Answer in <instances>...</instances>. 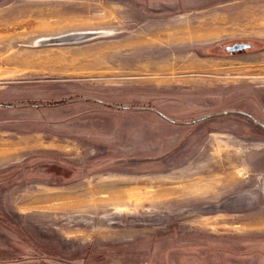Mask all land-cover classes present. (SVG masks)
<instances>
[{
	"label": "rangeland",
	"instance_id": "obj_1",
	"mask_svg": "<svg viewBox=\"0 0 264 264\" xmlns=\"http://www.w3.org/2000/svg\"><path fill=\"white\" fill-rule=\"evenodd\" d=\"M229 255L264 264V0H0V264Z\"/></svg>",
	"mask_w": 264,
	"mask_h": 264
},
{
	"label": "water",
	"instance_id": "obj_2",
	"mask_svg": "<svg viewBox=\"0 0 264 264\" xmlns=\"http://www.w3.org/2000/svg\"><path fill=\"white\" fill-rule=\"evenodd\" d=\"M247 47H249V45L246 44V43H236V44H233L231 46H227L226 50L229 53H233V52H237V51L243 50V49H245Z\"/></svg>",
	"mask_w": 264,
	"mask_h": 264
},
{
	"label": "bare ground",
	"instance_id": "obj_3",
	"mask_svg": "<svg viewBox=\"0 0 264 264\" xmlns=\"http://www.w3.org/2000/svg\"><path fill=\"white\" fill-rule=\"evenodd\" d=\"M206 23H204V24H201V25H199L198 26V30H203V31H206L207 30V28H206ZM208 27V26H207ZM207 32V31H206ZM87 33V32H86ZM79 34V33H78ZM82 34V33H81ZM93 36V35H92ZM82 37V36H81ZM52 39V38H51ZM44 40V39H43ZM58 40V39H57ZM42 41V40H41ZM41 43H43V42H41ZM48 43V42H47ZM54 43V42H53ZM38 45V44H37ZM217 181V180H216ZM218 184V183H217ZM52 198V197H51ZM58 198V197H57ZM39 199V198H38ZM47 200V199H46Z\"/></svg>",
	"mask_w": 264,
	"mask_h": 264
},
{
	"label": "crops",
	"instance_id": "obj_4",
	"mask_svg": "<svg viewBox=\"0 0 264 264\" xmlns=\"http://www.w3.org/2000/svg\"><path fill=\"white\" fill-rule=\"evenodd\" d=\"M60 196H61V195H60ZM60 196H59V197H60ZM63 197H65V196H63ZM232 257H233V256H230V255H229V256L226 258V260H225V264H233V263H232V262H233V261H232ZM227 260H228V261H227Z\"/></svg>",
	"mask_w": 264,
	"mask_h": 264
},
{
	"label": "flooded vegetation",
	"instance_id": "obj_5",
	"mask_svg": "<svg viewBox=\"0 0 264 264\" xmlns=\"http://www.w3.org/2000/svg\"><path fill=\"white\" fill-rule=\"evenodd\" d=\"M250 47V46H249ZM249 47H247V48H245V49H248ZM245 49H243V50H245ZM240 51H242V50H240Z\"/></svg>",
	"mask_w": 264,
	"mask_h": 264
},
{
	"label": "trees",
	"instance_id": "obj_6",
	"mask_svg": "<svg viewBox=\"0 0 264 264\" xmlns=\"http://www.w3.org/2000/svg\"><path fill=\"white\" fill-rule=\"evenodd\" d=\"M59 104H61V103H59Z\"/></svg>",
	"mask_w": 264,
	"mask_h": 264
}]
</instances>
